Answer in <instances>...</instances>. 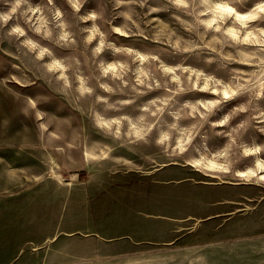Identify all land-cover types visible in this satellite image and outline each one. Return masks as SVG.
I'll list each match as a JSON object with an SVG mask.
<instances>
[{
	"label": "rangeland",
	"instance_id": "rangeland-1",
	"mask_svg": "<svg viewBox=\"0 0 264 264\" xmlns=\"http://www.w3.org/2000/svg\"><path fill=\"white\" fill-rule=\"evenodd\" d=\"M216 1L0 0V264H264V0Z\"/></svg>",
	"mask_w": 264,
	"mask_h": 264
},
{
	"label": "bare ground",
	"instance_id": "bare-ground-1",
	"mask_svg": "<svg viewBox=\"0 0 264 264\" xmlns=\"http://www.w3.org/2000/svg\"><path fill=\"white\" fill-rule=\"evenodd\" d=\"M215 3L216 4H223L226 8L232 9V7L225 1L219 0V1H216ZM235 12L237 14H241V12H238L237 10H235ZM244 150L246 152L255 153L254 166L253 167L247 166V167L242 168V169H237L235 172V175L241 179H245V178H249L251 176H255L257 179L264 182V179H262V177H264V159L261 158L259 156V154L256 152V146L246 147V148H244ZM193 163L195 165H198L200 162H199V160H195V161H193ZM205 166L215 168V169H220L222 171H228V168L224 164H221V162L219 163L218 161H216L212 158H207ZM241 173H243V175H241ZM251 173H255V175H252Z\"/></svg>",
	"mask_w": 264,
	"mask_h": 264
},
{
	"label": "snow or ice",
	"instance_id": "snow-or-ice-1",
	"mask_svg": "<svg viewBox=\"0 0 264 264\" xmlns=\"http://www.w3.org/2000/svg\"><path fill=\"white\" fill-rule=\"evenodd\" d=\"M183 0H177V3H182ZM217 8L226 12L227 14H231L234 10L231 8H224L222 5L217 4ZM247 18V17H244ZM212 23H215V21H212ZM209 27H211V24L209 25ZM252 175H255V173H251ZM241 175H243V173H241ZM262 179H264V177H262Z\"/></svg>",
	"mask_w": 264,
	"mask_h": 264
}]
</instances>
